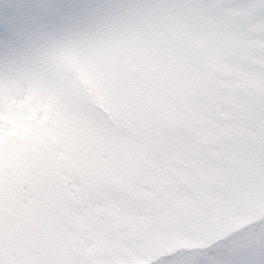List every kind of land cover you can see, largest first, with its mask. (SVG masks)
<instances>
[{"label": "snow or ice", "instance_id": "6c2138e0", "mask_svg": "<svg viewBox=\"0 0 264 264\" xmlns=\"http://www.w3.org/2000/svg\"><path fill=\"white\" fill-rule=\"evenodd\" d=\"M3 29L0 264H264V0Z\"/></svg>", "mask_w": 264, "mask_h": 264}, {"label": "rangeland", "instance_id": "374dc122", "mask_svg": "<svg viewBox=\"0 0 264 264\" xmlns=\"http://www.w3.org/2000/svg\"><path fill=\"white\" fill-rule=\"evenodd\" d=\"M119 2L120 0H0V50H2L5 39L3 21L13 14L17 6L47 3L61 8H75L76 6L85 5L93 9L101 10L104 7ZM215 251L213 250V253Z\"/></svg>", "mask_w": 264, "mask_h": 264}]
</instances>
